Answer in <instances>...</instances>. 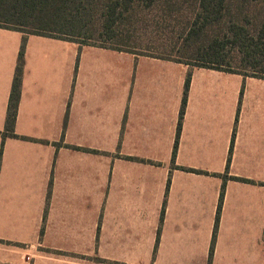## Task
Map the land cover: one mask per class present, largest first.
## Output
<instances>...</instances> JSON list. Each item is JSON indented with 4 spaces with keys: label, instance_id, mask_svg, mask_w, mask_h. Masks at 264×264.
<instances>
[{
    "label": "crops",
    "instance_id": "1",
    "mask_svg": "<svg viewBox=\"0 0 264 264\" xmlns=\"http://www.w3.org/2000/svg\"><path fill=\"white\" fill-rule=\"evenodd\" d=\"M0 264H264V79L0 28Z\"/></svg>",
    "mask_w": 264,
    "mask_h": 264
},
{
    "label": "trees",
    "instance_id": "2",
    "mask_svg": "<svg viewBox=\"0 0 264 264\" xmlns=\"http://www.w3.org/2000/svg\"><path fill=\"white\" fill-rule=\"evenodd\" d=\"M186 3H190L193 12L187 23L183 50L187 58L200 64L196 67L264 79V0H0V28L133 53L122 49L127 43L118 39L123 13L140 6L175 8ZM96 34L111 43L85 42ZM77 38L83 42L76 41ZM25 45L26 38L19 52L8 106L6 131L12 136L21 94ZM222 200L223 192L218 214ZM217 227L218 217L214 236Z\"/></svg>",
    "mask_w": 264,
    "mask_h": 264
},
{
    "label": "rangeland",
    "instance_id": "3",
    "mask_svg": "<svg viewBox=\"0 0 264 264\" xmlns=\"http://www.w3.org/2000/svg\"><path fill=\"white\" fill-rule=\"evenodd\" d=\"M192 12L190 3H186L178 4L175 8L163 5L152 8L140 6L134 11L123 13L120 18L118 39L125 41L127 45L122 49L135 54L170 58L189 63L190 66L200 65L187 58L183 50L188 31L187 23L190 21ZM60 36L69 39V36ZM98 36L96 34L93 39L85 42L100 45L111 43L106 42L105 39H99ZM76 41L83 42L79 38Z\"/></svg>",
    "mask_w": 264,
    "mask_h": 264
}]
</instances>
